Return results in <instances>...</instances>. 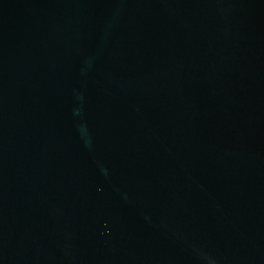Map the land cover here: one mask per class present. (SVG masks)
I'll list each match as a JSON object with an SVG mask.
<instances>
[{
    "label": "water",
    "instance_id": "obj_1",
    "mask_svg": "<svg viewBox=\"0 0 264 264\" xmlns=\"http://www.w3.org/2000/svg\"><path fill=\"white\" fill-rule=\"evenodd\" d=\"M0 264H264V0H0Z\"/></svg>",
    "mask_w": 264,
    "mask_h": 264
}]
</instances>
